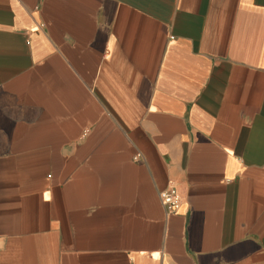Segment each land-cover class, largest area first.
<instances>
[{
  "label": "crops",
  "instance_id": "obj_1",
  "mask_svg": "<svg viewBox=\"0 0 264 264\" xmlns=\"http://www.w3.org/2000/svg\"><path fill=\"white\" fill-rule=\"evenodd\" d=\"M0 264H264V0H0Z\"/></svg>",
  "mask_w": 264,
  "mask_h": 264
},
{
  "label": "built area",
  "instance_id": "obj_2",
  "mask_svg": "<svg viewBox=\"0 0 264 264\" xmlns=\"http://www.w3.org/2000/svg\"><path fill=\"white\" fill-rule=\"evenodd\" d=\"M138 157H136L137 159ZM160 198L168 213H176L180 210L182 201L175 186L160 191Z\"/></svg>",
  "mask_w": 264,
  "mask_h": 264
}]
</instances>
